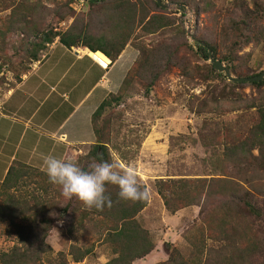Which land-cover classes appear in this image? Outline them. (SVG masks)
Listing matches in <instances>:
<instances>
[{"label":"trees","instance_id":"trees-1","mask_svg":"<svg viewBox=\"0 0 264 264\" xmlns=\"http://www.w3.org/2000/svg\"><path fill=\"white\" fill-rule=\"evenodd\" d=\"M71 1L67 0L65 6L69 7ZM86 1L90 5V16L94 15L95 24L90 25L92 19L83 21L80 16L75 17L64 30L58 31L52 27H42L39 14L41 0H35L20 11L13 9V5L0 2L1 12L11 8L10 13L1 19L0 35L18 29L21 36L25 35L26 38L17 47L22 51L20 63L13 62L12 69L22 66L26 59L40 60L39 55L45 50L46 44L55 38L67 48L82 46L92 52L100 51L110 59L111 64L128 43L141 40L144 36L171 31L176 25L185 34L183 22L178 21L177 24L176 18L155 0ZM169 1L188 7L195 16L215 8L212 0ZM65 15H60V19ZM217 19L215 16V40L201 38L195 43L196 49L192 46L190 49L204 60L209 59V49L215 58L225 63L234 77L260 74L249 73L247 67L242 71L240 67L246 66V62L241 61L242 57L238 59L236 53L250 43L259 45L264 39V0H232L227 15L222 16L220 21ZM139 45L141 59L127 70L118 91L107 94L91 115L96 142L85 153L86 158L91 159L90 163L111 160L108 142L101 139L100 132H104V125L98 126L97 122L108 108L120 103L123 94L133 83L146 91L150 90L169 63L180 68L186 78L190 79L193 75L191 68L173 59L174 54L167 44ZM215 72L210 65L208 74ZM217 75L226 76L221 72H217ZM15 78L19 82L21 75ZM228 83L231 94H237L233 89L245 84L260 89L264 85V78L253 82ZM216 98L213 96L214 100ZM195 99L198 100L197 97L190 99L189 109L194 113L204 111L207 105L204 100H200L196 106L198 109L194 110ZM251 104L248 108H254L252 123L246 124L244 130L238 132L235 143L224 146L223 158L233 164L237 173L230 176H184L155 180L157 193L168 212L174 213L191 205L199 207L198 219L184 233L191 250L190 257L185 258L176 248H171L168 259L156 264H252L251 260L258 256L259 264H264V229L259 228V235L250 226L238 230L245 214L250 213L259 219L264 217V209L258 208L253 202L252 191L255 186L253 181L259 179L257 172L259 169L264 171V96ZM98 150L101 158L97 155ZM45 177L48 179L36 168L14 162L0 180V222L7 223L9 233L15 238L11 248L0 251V264H43L44 260L50 259L48 256L52 252L46 237L58 221H62L63 227L71 233L85 222L94 220L93 217L99 218L100 223L103 221L102 242L109 245L113 254L104 264H132L154 248L150 231L143 228L136 218L148 201H123L117 195L118 188L109 185L112 206L105 207L103 211L89 210L76 198L62 202V199H58L60 194L57 190L50 199L46 194ZM32 179L45 194L42 200L39 199L40 194L25 188L33 183ZM89 251L70 245L67 253L77 262L85 258ZM56 257L47 261V264H64L62 252H57Z\"/></svg>","mask_w":264,"mask_h":264},{"label":"rangeland","instance_id":"rangeland-1","mask_svg":"<svg viewBox=\"0 0 264 264\" xmlns=\"http://www.w3.org/2000/svg\"><path fill=\"white\" fill-rule=\"evenodd\" d=\"M10 1L0 0L2 4L13 5V9L17 8L18 11L35 2V0H15L14 3ZM66 1L41 0L42 7H40L39 14L42 27H52L55 31L64 30L75 17L80 16L83 21L92 19L90 25L95 24L94 15L90 16L91 9L87 1L84 9L80 12H75L70 7L71 5L66 7ZM161 1L168 4V7L164 9L169 15L176 18L177 24L178 21L183 22L185 34H182L179 25H176L175 29L171 31L144 36L141 40H135L126 45L129 53L132 52L133 54H130L129 58L126 54L121 59L123 63H117L112 70L109 68H107L108 71L97 70L98 77L104 74L101 78L103 83L114 76L118 80L125 68L124 74L135 62L141 59L142 52L139 43L146 45L167 44L174 54L173 59L186 64L193 70L192 77L188 79L182 75L180 68L173 66L172 63L166 64L163 73L150 90L146 91L139 84L133 83L123 94L120 103L108 108L102 119L97 122L98 126L104 125V132L101 130L100 134L101 139L108 142L110 159H116L125 166H135L137 171L142 173L143 180L148 181V185H146L150 192L156 188L155 178L161 176L168 178L194 176L195 178L230 176L237 173L233 164L223 158L224 146L235 143L238 132L243 131L246 124L252 123L254 108L248 107L257 101V98L264 96V85L257 90L255 87L245 84L233 89L237 94H231L232 89L228 85L230 81L227 77L218 76V71L214 67L216 72L209 75L211 61L201 59L190 49V46L196 49L195 43H198L201 38L215 40V16L220 21L222 16L227 15L232 0H212L215 8L198 16H195L188 7L183 6V9L180 10L177 4H173L169 0ZM10 9L8 7L6 10L0 11V27L1 19L10 13ZM62 14L66 15L60 19ZM25 39V35L21 36L18 29L6 32L3 36L0 35V98L3 97L6 88L18 83L16 76H25L32 70V66L37 64L33 60L26 59L22 66L12 69L13 62L20 63L21 57L19 55L22 54V51L18 50L17 47L20 42H25ZM57 44L60 47V44ZM50 45L51 43L46 44L45 50L39 55L40 60L50 50ZM58 51L59 49H56L54 53H58ZM236 54L239 56L238 59L242 57L241 61L246 62V66L240 67L242 65H238L242 71L245 70V67L249 69V73L264 71V39L259 45L255 46L250 43L244 46ZM223 64L225 65V63ZM222 74L225 75L224 72ZM94 82L92 78L87 79L80 86V90L71 97V101H78L87 92L88 88L85 86L88 84L91 87ZM99 88L92 97L86 98L82 102V110L88 111V108L93 106ZM118 89L119 87L109 93H116ZM213 96L217 98L214 100ZM195 97L198 100H194V110L198 109L196 107L198 102L204 100L207 103L204 111L194 113L189 109V101ZM153 131L157 135L155 136L156 145H152V148L149 149L143 145V142ZM77 147L73 146L71 156L66 155V159H75L79 161L82 167L87 168L91 162V159L85 156L88 145L81 148V153H74ZM254 153L256 154V151ZM97 155L101 158L100 152ZM41 172L46 175L45 171ZM257 173L259 179L253 181L255 184L254 189H252L254 193L253 202L258 208L264 209V171L259 169ZM31 181L33 183L28 184L29 186L25 187L26 190L34 191L37 195L40 194L42 198L39 197V199L42 200L43 196L45 197L42 188L33 179ZM44 185L47 189L46 194L50 199L54 191L57 190L60 194L59 200L62 199V202L68 200L62 195L59 185L50 183L47 178ZM74 199L75 197L71 200ZM161 211L162 209L155 208L153 216L156 218L147 226L149 228L143 227L145 224L143 219L136 217L139 224L150 231L152 241L161 238V230L162 228L165 229V224L175 220L168 215L166 223L161 222ZM198 212L194 213L193 219L186 215L182 218L180 229L182 232L185 233L191 229L195 220L198 219ZM93 218L94 220L85 222L82 227H77L71 233L63 227L62 221H58L46 237V242L52 248V252L48 256L50 259L47 261L57 258V252H62L64 264H102L103 260L97 259V255L102 251L105 252V248L102 247L104 243L102 242L103 221L100 223L99 218ZM245 226H250L251 230L258 231L259 235V228L264 229V217L259 219V217L247 213L245 219L239 223L240 229L238 230L245 228ZM14 242V235L9 233L7 223L0 222V251L8 250ZM70 245H75L80 250L89 249L90 253L85 259L74 262L67 253ZM181 251L185 252L186 256L188 255L187 248L183 247ZM47 261L44 260L42 263L47 264ZM251 261L252 264H259V256Z\"/></svg>","mask_w":264,"mask_h":264},{"label":"crops","instance_id":"crops-1","mask_svg":"<svg viewBox=\"0 0 264 264\" xmlns=\"http://www.w3.org/2000/svg\"><path fill=\"white\" fill-rule=\"evenodd\" d=\"M57 43H59L57 40L51 42L50 50L42 60L35 61L37 64L32 66V70L22 76L18 83L6 88L3 97L0 98V180L14 162L45 171L44 158L49 155L66 159V155L71 156L73 146H78L74 153H81V148L85 145H88L85 147L88 152L89 146L95 140L91 115L105 96L119 87L126 68L118 80L114 76L105 83L101 81L104 74L98 77L97 70L108 71L107 68L112 70L117 63H123L121 59L126 54L128 58L133 54L129 53L126 46L113 63L103 68L93 59V54H99L100 51L92 52L82 46L67 48L60 43L59 47ZM56 49H59L58 53H54ZM100 54L101 57L104 55L101 52ZM107 59L110 63V59L108 57ZM91 78L95 81L94 84L91 87L87 84L85 86L88 88L87 92L78 101H71V97L80 90V86ZM98 88L100 90L95 95L96 101L93 106L88 108V111L82 110V102L92 97ZM155 136L157 135L153 131L143 145L151 149L152 145H156ZM166 178L168 177L161 176L155 179ZM142 183L148 185V181L143 178ZM154 207L162 209L161 222L166 223L168 215L175 220L165 224V229L161 230V238L153 240L154 248L144 257L135 259L132 264L164 262L168 259L171 248H176L185 258L190 257L189 244L184 232L180 230L181 222L185 215L193 219L198 212V206L191 205L170 213L165 209L155 188L151 191V199L147 205L136 215L137 218L143 219L145 228H149L147 226L156 218L153 216ZM102 247L105 248V252L97 255V259L103 260L104 264L113 254L108 244L103 243ZM183 247L188 250L187 256L181 251Z\"/></svg>","mask_w":264,"mask_h":264},{"label":"clouds","instance_id":"clouds-1","mask_svg":"<svg viewBox=\"0 0 264 264\" xmlns=\"http://www.w3.org/2000/svg\"><path fill=\"white\" fill-rule=\"evenodd\" d=\"M44 165L49 182L59 185L66 199L75 197L89 210L103 211L112 206L109 185L118 188L117 195L123 201L143 203L151 199L136 167L125 166L116 159L92 162L85 169L75 159L49 155L44 158Z\"/></svg>","mask_w":264,"mask_h":264},{"label":"water","instance_id":"water-1","mask_svg":"<svg viewBox=\"0 0 264 264\" xmlns=\"http://www.w3.org/2000/svg\"><path fill=\"white\" fill-rule=\"evenodd\" d=\"M158 5L162 8H167L168 4L167 3H162L161 0H155ZM178 7L180 10L183 9V5L178 4ZM208 54H209V60L211 61L212 66L218 71V72H224L227 79L229 81H233V82H253V81H259L262 80L264 78V71L261 72L260 74L254 75V76H241V77H234L232 76L227 67L222 63L221 60L215 58L211 51L208 49Z\"/></svg>","mask_w":264,"mask_h":264},{"label":"built area","instance_id":"built-area-1","mask_svg":"<svg viewBox=\"0 0 264 264\" xmlns=\"http://www.w3.org/2000/svg\"><path fill=\"white\" fill-rule=\"evenodd\" d=\"M86 0H73L71 3V7L75 12H80L85 7ZM103 68H106L109 64V61L106 64H101L99 61L97 62Z\"/></svg>","mask_w":264,"mask_h":264},{"label":"bare ground","instance_id":"bare-ground-1","mask_svg":"<svg viewBox=\"0 0 264 264\" xmlns=\"http://www.w3.org/2000/svg\"><path fill=\"white\" fill-rule=\"evenodd\" d=\"M98 53V52H97ZM100 54V53H99ZM99 54H93V59L96 61V62H100L101 64H106L108 62V59L107 57H105L104 55H102V57L99 55Z\"/></svg>","mask_w":264,"mask_h":264}]
</instances>
